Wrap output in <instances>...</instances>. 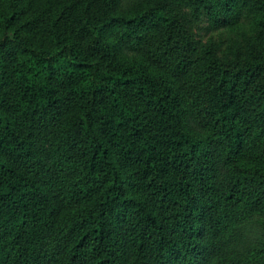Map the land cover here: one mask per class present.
Instances as JSON below:
<instances>
[{
  "label": "trees",
  "instance_id": "16d2710c",
  "mask_svg": "<svg viewBox=\"0 0 264 264\" xmlns=\"http://www.w3.org/2000/svg\"><path fill=\"white\" fill-rule=\"evenodd\" d=\"M246 1L0 0V264H264V9L231 60L182 12Z\"/></svg>",
  "mask_w": 264,
  "mask_h": 264
},
{
  "label": "rangeland",
  "instance_id": "374dc122",
  "mask_svg": "<svg viewBox=\"0 0 264 264\" xmlns=\"http://www.w3.org/2000/svg\"><path fill=\"white\" fill-rule=\"evenodd\" d=\"M264 0H260L254 5L255 12L262 13L264 9V4H262ZM44 0H37L30 10H28V17L33 18L37 15H43V11H45L46 7L43 5ZM253 0H247L241 6V18L234 21V18H229L227 22L220 25H216L209 17L207 10H204L201 15L198 17L194 14L193 9L186 5L182 9L184 13L186 26L190 33V39L192 41V46L194 47V55L197 56L202 51H204L207 47H214L216 49L217 55L219 58L225 60H231L236 55L247 53L248 49H250V45L252 42H255L262 34L260 33V27L257 26V20L248 6H251ZM37 5V6H36ZM253 7V6H252ZM216 11H219L220 6L214 7ZM43 13V14H42ZM42 34V30L39 27H35L32 33V40L36 41L40 39ZM118 52V56H122L127 59V61L134 60L138 62H142L143 65L149 70H155L158 74L159 79L168 80L174 83L179 90H183L180 87L179 80L174 75L168 67L159 66V64H154L149 59H147L143 54H137L135 52H131L128 49H124L120 47V49H116Z\"/></svg>",
  "mask_w": 264,
  "mask_h": 264
}]
</instances>
